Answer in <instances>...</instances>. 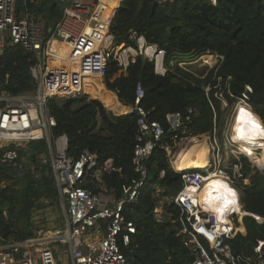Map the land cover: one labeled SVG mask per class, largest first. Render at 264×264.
Returning a JSON list of instances; mask_svg holds the SVG:
<instances>
[{"label":"trees","instance_id":"16d2710c","mask_svg":"<svg viewBox=\"0 0 264 264\" xmlns=\"http://www.w3.org/2000/svg\"><path fill=\"white\" fill-rule=\"evenodd\" d=\"M31 8L46 25L54 26L61 17L63 2L37 0ZM110 31L117 45H135L130 31L157 44L165 51L164 63L169 71L164 75L156 74L153 62L138 56L125 74L118 73L117 62L110 59L102 91L111 101L108 109L115 114L123 113L120 115L104 107L99 90L93 86L83 93L96 99H88L86 95L49 99L47 113L55 121L51 137L65 134L67 153L73 157H78L86 149L97 154L99 163L111 159L117 168L102 173V187L90 184L95 192L105 190L119 198L122 185L137 176L131 163L137 113L134 110L123 112L113 106V101L118 98L124 105H133L138 84L144 90L139 106L149 111L148 119L157 120L165 129L168 126L167 113H184L192 107L195 114L188 125L192 134H204L214 128L220 130L226 108L222 107L215 93L220 91L229 107L245 84H249L253 91L252 113L264 121V0H218L216 4L207 0L163 3L121 0ZM207 52L221 55L223 60L205 77L201 78L190 69H181V63L190 62ZM34 60V55L20 45L7 46L0 55V91L11 95L31 93L35 81L29 66ZM207 86L210 88L206 91ZM113 89H118L117 98L111 91ZM260 126L264 128L261 121ZM32 145L42 152L45 150L43 139ZM2 151L0 148V155ZM186 160L181 157L174 161V166L183 168ZM240 161L249 185L239 189L240 209L238 206L236 212L240 213L234 215V222L231 219L239 232L230 243L236 253L249 256L253 245L264 237V222L257 223L252 216H264V174L252 167L245 156H241ZM263 161L264 156H261L256 163ZM147 168L148 176L138 198L123 206L124 215L133 220L136 228L129 249H123L125 264H193L194 254L177 234L181 228L179 207L171 201L165 204L160 220L154 212L156 190H160L162 197L173 198L182 189L181 176L171 168L165 150L160 147L151 153ZM45 169L51 178L44 176ZM42 178L41 189L38 182ZM18 182L23 185L17 187ZM41 196L58 197L49 167H44L38 178L29 173L20 178L0 166V235L4 240L16 236L15 210L19 208V214L29 218L32 206ZM31 235L27 231L19 238L26 239Z\"/></svg>","mask_w":264,"mask_h":264},{"label":"built area","instance_id":"2783aa9c","mask_svg":"<svg viewBox=\"0 0 264 264\" xmlns=\"http://www.w3.org/2000/svg\"><path fill=\"white\" fill-rule=\"evenodd\" d=\"M61 1V17L48 31V25L31 8L37 0H0V55L7 46L20 45L35 57L29 66L35 81L31 93L11 95L0 91V148L3 150L0 166L20 178L27 173L38 178L44 167L51 169L65 208L64 228L56 242L67 245L70 264H125L123 249H129L136 228L133 220L124 215L123 206L138 198L148 176L147 161L156 147L164 149L170 156L168 149L172 150L176 143L194 136L201 137L192 134L188 127L195 109L188 107L184 113H167L168 126L165 129L157 120L148 119L149 111L139 106L144 90L138 84L130 109L137 113L131 158L137 176L122 185L119 198L112 193L111 196L106 194L109 192L105 190L95 192L90 184L102 187V173L117 168L111 159L99 163L97 154L86 149L78 157H73L67 153L65 134L51 137L55 121L47 113L49 99L87 95L82 91L83 84L91 77H99L103 82L110 59L117 62L118 73L123 74L138 56L152 61L156 74H166L169 67L164 63V49L147 42L135 31H130L135 45L114 43L110 27L121 0L115 3L109 0L108 3L104 0ZM207 1L216 4L218 0ZM54 42L62 44L61 49ZM207 53L215 54L216 65L223 60L221 55ZM209 88L207 86L206 91ZM112 91L117 98L118 89ZM252 92V87L245 84L240 95L234 98L236 107L242 104L250 106L253 111ZM215 95L221 100L222 107L227 108L222 93L219 91ZM260 121L264 124L262 119ZM34 131L37 134H33ZM207 134L208 161L205 166L190 170L171 166L180 174L183 183L182 189L171 198L180 209L181 228L177 234L194 254L193 264H264V237L253 245L249 256L232 249L230 240L239 231L231 219L240 212L234 211L220 218L204 201L201 203L197 196L188 192L189 188L200 190L212 176H220L231 185L240 209V186L249 185V179L242 172L241 156H245L252 167L257 166L254 163L256 156L242 151L244 145L233 139L231 133L229 137L236 149L230 150V164L225 165L215 138L216 128ZM41 139L45 141L43 152L32 145ZM257 150L261 148L253 149L254 152ZM258 168L264 174V170ZM252 216L257 223L264 222V216ZM10 240L11 237L4 240L0 235V264H58L54 255L56 242L37 245Z\"/></svg>","mask_w":264,"mask_h":264},{"label":"rangeland","instance_id":"374dc122","mask_svg":"<svg viewBox=\"0 0 264 264\" xmlns=\"http://www.w3.org/2000/svg\"><path fill=\"white\" fill-rule=\"evenodd\" d=\"M215 54H211L210 57V64L204 63L201 59V54L196 58L193 59L190 62H184L181 63L182 68L186 70H194L196 74L200 75L201 78L205 77L211 69H213L215 66H217L215 63L217 62L214 57ZM213 61V63H212ZM83 84L84 90H86L90 86H85ZM83 90V91H84ZM84 95V94H82ZM88 99H96L91 98L88 95H86ZM61 98V97H58ZM98 100V99H97ZM100 101V100H99ZM102 103V102H101ZM103 104V103H102ZM104 105V104H103ZM104 107L109 110L105 105ZM131 108V105H130ZM236 108V109H235ZM238 107H236V103H233L229 107H227L223 113H222V124L219 128L216 130V141L219 145L220 152L222 153V157L224 158V164L229 165L231 160V149H236L235 144L230 140L229 134H230V126H231V120L233 113L235 114ZM111 111V110H109ZM113 114H115L113 111H111ZM128 112V111H127ZM123 113H117L115 115H120ZM219 131V132H218ZM209 133V132H208ZM202 137H208L209 135L207 133L200 134ZM208 135V136H207ZM181 142V141H180ZM179 143V142H178ZM178 143H176L175 148H177ZM262 153V151L257 150L256 152L251 151V156H258ZM168 156V154H167ZM170 166L173 165L172 160L170 156H168ZM256 169H259L257 166H254ZM202 170V169H200ZM44 176L50 177L49 171L47 169L43 172ZM51 178V177H50ZM44 182V178H42L38 185H40V188ZM21 183H17V187H20ZM42 189V188H41ZM161 206H163V201L159 202ZM165 204H167L165 202ZM157 208L154 209V212L156 213L157 218L160 220L163 217L164 208L162 210H157ZM65 208L60 200L59 196H41L40 200L35 202V204L32 206L29 218H25L24 216H21L19 214V208L15 210L13 213V219L17 223L18 227L16 228V236H11L10 242H30L35 244H42V243H53L56 242L57 237L61 234L64 228V218H65ZM233 222L235 221V217H232ZM31 232L32 235L26 239H21L19 236L22 233L25 232ZM54 255L57 259L58 264H70L69 259V253L67 251V245L56 242L54 244Z\"/></svg>","mask_w":264,"mask_h":264},{"label":"bare ground","instance_id":"6f19581e","mask_svg":"<svg viewBox=\"0 0 264 264\" xmlns=\"http://www.w3.org/2000/svg\"><path fill=\"white\" fill-rule=\"evenodd\" d=\"M116 0H109V2L115 3ZM106 3H108V0H105ZM54 45L58 47V49H61V45L54 42ZM211 54L210 53H204L201 55V59L204 63L210 64ZM75 66V64L73 65ZM194 71V70H192ZM195 72V71H194ZM89 86H93L100 92V98L103 104L109 108L112 104L108 97V95L104 94L102 91L103 83L99 77H91L89 79ZM84 88H82V91ZM113 106L118 108L119 110H122L123 112L129 111V107L125 106L123 103H121L118 99L113 101ZM237 110L232 118L231 122V135L237 136L236 129L240 127L239 122V116L240 111L243 108L245 111H247V107H244V105L240 104L237 106ZM252 112V111H251ZM33 134H37L36 131L32 132ZM195 137V136H194ZM187 138L178 143L177 148H173L172 150L168 149V152L170 154V157L172 159L173 166L175 164L174 161H178L181 157H184L186 160V166L183 168L175 167V169L178 170H190L195 167H203L207 163V148L205 145L199 144L200 142L193 138ZM195 139V140H194ZM236 141L242 143L244 146L242 148L248 149L250 148H257L261 145L264 147V136H255L252 138V142L249 143L247 140L242 139L237 136L235 139ZM192 143L190 144V142ZM185 143V144H184ZM193 143H195L193 145ZM261 146V147H262ZM199 158H202V160H198ZM256 163V161H255ZM258 167L264 170V161L261 163H256ZM188 192L190 194H193L194 196H197L199 201L201 203L207 205L209 209L214 211L216 215L220 218H224L227 215H229L231 212H234L237 210L238 205L235 200V194L234 190L232 189L231 185L228 184L227 181H225L220 176H212L205 185L200 190H194V189H188Z\"/></svg>","mask_w":264,"mask_h":264},{"label":"clouds","instance_id":"9594fccd","mask_svg":"<svg viewBox=\"0 0 264 264\" xmlns=\"http://www.w3.org/2000/svg\"><path fill=\"white\" fill-rule=\"evenodd\" d=\"M247 111L243 108L240 111L239 122L240 127L236 129L237 136L252 142V138L255 136H264V128L260 126V118L251 112L250 106H246ZM234 136L233 139H236Z\"/></svg>","mask_w":264,"mask_h":264},{"label":"crops","instance_id":"0c3cea01","mask_svg":"<svg viewBox=\"0 0 264 264\" xmlns=\"http://www.w3.org/2000/svg\"><path fill=\"white\" fill-rule=\"evenodd\" d=\"M102 81V80H101ZM103 83V82H102ZM104 84V83H103ZM105 85V84H104ZM85 86H89V79L86 81V85ZM106 87V86H105ZM112 91V90H111ZM113 92V91H112ZM125 106H128L129 107V111L128 112H130V105L128 104V105H125ZM128 112H126V113H128ZM193 138H195V139H197L200 143L199 144H202V145H205L206 146V148H207V151H208V142H207V138L206 137H203L202 139H200V138H198L197 136H195V137H193ZM193 138H192V140H193ZM194 139V140H195ZM264 141V140H263ZM192 143V141L190 142V144ZM185 144V143H184ZM195 143H193V145H194ZM257 148H261V150L260 151H262V153L258 156V158H256V160L257 159H259L261 156H264V147L262 146V147H257ZM253 149L254 148H248V149H244V148H242L241 147V150L242 151H244L245 153H247V154H249V155H251V151H253ZM254 152V151H253ZM207 157H208V152H207ZM172 160V159H171ZM199 161L200 160H202V158H199L198 159ZM255 160V161H256ZM207 161H208V158H207ZM255 163V162H254ZM256 164V163H255ZM263 170V169H262ZM100 191H102V190H100ZM103 193H104V191H103ZM159 193H160V190H156V197H157V206H156V208L158 207V209L157 210H162V208H164V206H165V202L166 203H168V202H170L171 201V199L170 198H167V197H162V196H160L159 195ZM106 194H109L110 196L112 195L111 193H106ZM163 201V206H161L160 205V203L159 202H162Z\"/></svg>","mask_w":264,"mask_h":264},{"label":"water","instance_id":"95a60500","mask_svg":"<svg viewBox=\"0 0 264 264\" xmlns=\"http://www.w3.org/2000/svg\"><path fill=\"white\" fill-rule=\"evenodd\" d=\"M51 30V26H48V31H50ZM131 112V111H130Z\"/></svg>","mask_w":264,"mask_h":264}]
</instances>
